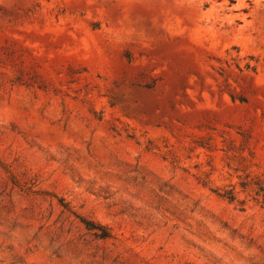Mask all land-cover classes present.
Returning a JSON list of instances; mask_svg holds the SVG:
<instances>
[{
	"label": "rangeland",
	"instance_id": "rangeland-1",
	"mask_svg": "<svg viewBox=\"0 0 264 264\" xmlns=\"http://www.w3.org/2000/svg\"><path fill=\"white\" fill-rule=\"evenodd\" d=\"M0 264H264V0H0Z\"/></svg>",
	"mask_w": 264,
	"mask_h": 264
},
{
	"label": "trees",
	"instance_id": "trees-1",
	"mask_svg": "<svg viewBox=\"0 0 264 264\" xmlns=\"http://www.w3.org/2000/svg\"><path fill=\"white\" fill-rule=\"evenodd\" d=\"M241 186L244 188L247 186L246 183H242ZM257 192H263V189L262 187H259L258 191ZM220 196L228 199L229 201H234L235 200V196L234 194L231 192V191H228V192H225L223 194H219Z\"/></svg>",
	"mask_w": 264,
	"mask_h": 264
}]
</instances>
